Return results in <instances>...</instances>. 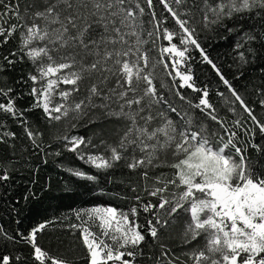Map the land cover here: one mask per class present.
Returning a JSON list of instances; mask_svg holds the SVG:
<instances>
[{
	"label": "snow or ice",
	"instance_id": "1",
	"mask_svg": "<svg viewBox=\"0 0 264 264\" xmlns=\"http://www.w3.org/2000/svg\"><path fill=\"white\" fill-rule=\"evenodd\" d=\"M246 21L255 23L245 27ZM17 33L18 47L3 55L0 76L6 83L4 73L18 63H27L30 70H21L15 81L21 91L0 87L6 100L0 102L5 117L0 120V144L17 138L7 126L10 118L23 128L33 150H42V134L32 130L38 126L25 115L29 112L38 111V119L48 125L71 120L74 129L96 126L87 137L64 135L55 141L98 171L114 170L123 161L129 173H138L145 182L141 191L155 198L137 194L128 209L95 205L75 210L80 223L67 227L79 230L86 264H264V144L256 142L257 129L264 141V122L233 83L250 77L255 93L264 97V0H28L23 10L20 0H0V48ZM202 33L219 41L231 39V80L210 57ZM157 41H167V46H159L158 60L150 59ZM150 42L152 49L146 48ZM193 52L199 54V63L210 66L230 98L219 91L217 95L226 104H238L250 126L239 116L229 125L219 115L208 85H197ZM161 64L172 83L161 81L159 88L175 89L188 108L178 109L158 90ZM181 90L199 95L193 99ZM24 97L31 103L17 107L16 101ZM258 104L264 109V98ZM228 112L235 114L236 109L229 107ZM202 117L222 131L210 130ZM113 124L114 131L108 128ZM241 131L247 139L238 146ZM108 136L115 140L109 142ZM249 147L257 159L248 155ZM161 168L174 171L150 176ZM66 171L78 179H97L76 168ZM10 175L0 169V186ZM131 191L138 192L135 186ZM141 212L145 224L139 222ZM182 214L187 219L175 246L178 253L161 242V234L173 229ZM97 222L99 235L86 226ZM50 223L41 222L26 234L0 225V246L27 245L31 264H74L38 243ZM24 260L19 254L0 253V264Z\"/></svg>",
	"mask_w": 264,
	"mask_h": 264
},
{
	"label": "trees",
	"instance_id": "2",
	"mask_svg": "<svg viewBox=\"0 0 264 264\" xmlns=\"http://www.w3.org/2000/svg\"><path fill=\"white\" fill-rule=\"evenodd\" d=\"M27 2L28 0H20L21 10H23ZM161 11L162 5H158L157 12ZM144 19L147 20L149 17L146 16ZM172 23L174 22L170 21L169 27H171ZM251 23H255V21L244 22L245 27ZM18 35L17 33L16 37L7 45L0 48V62H3V55L18 47ZM205 35L208 36L207 40L205 39ZM201 42L208 50L210 57L222 67L226 77L231 80L233 78V71L229 70L228 67L231 63V57L228 55L231 51V39L219 41L211 33H202ZM160 45L166 46L167 41H157V47L149 53L150 59H159L158 48ZM146 48L152 49V43L150 42L146 45ZM192 55L196 57L193 66L195 68L197 85L199 87H203L205 84L208 85L210 102L217 108L219 115L222 118H226L229 125L239 116L242 123L250 126L246 119V114L243 113L238 104H226L224 99L217 95V91H219L223 92L225 97L230 98V93L219 82L218 77L215 76L210 66L199 63V54L197 52H193ZM165 62H169L167 57H165ZM21 70L26 74L30 70V67L27 63H18L15 70L4 73L8 77L6 83L3 80V76H0V87L7 88L13 86L17 92L21 91L20 86L15 84V81L22 74ZM157 77L155 83L158 90L163 91L178 109L188 108L187 104L175 96V89L169 90V88H165L161 90L159 88L161 81H164L169 86L172 83L170 77L164 71L162 64L157 66ZM250 80V77H245L240 80H233V83L245 101L255 108L257 117L264 122V109H261L258 104L259 99L264 97H260L255 93ZM255 84L259 86V81H255ZM181 91L193 99L199 95L198 93H192L191 90ZM15 94L16 92L12 93V95ZM0 102L6 103V100L0 97ZM30 103V97H24L16 101L17 107L20 108H26ZM229 107L236 109L235 114L228 112ZM188 110L193 111L192 109ZM25 115L30 122L38 126L32 130H38L42 134L39 138L42 141V150H33L31 142L23 134V128L10 118L7 119L9 130L15 132L17 138L10 140L8 145L0 144V169H7L11 173L9 181L0 186V225L9 230L18 228L26 234L31 227L41 222L52 221L44 232L38 235L40 246L53 256H65L73 260L74 264H86V261L83 259L86 256V250L80 239L79 230L67 227L70 224L80 223L74 215L75 210L95 205H111L120 209H128L132 204L136 203L132 197L137 194H140L145 200L152 199L155 201V198L147 197L141 191L145 186V182L141 180L138 173H129L126 167H124L123 161L114 170L98 171L83 160L77 159L74 154L60 149L61 142L55 141V137L64 135L87 137L92 135V129L96 126L74 129L71 127V123H74V121L71 120H62L48 125L41 123V120L38 119L41 115L38 111L25 113ZM3 119L5 117L0 115V120ZM202 119L207 121L210 130L214 128L222 131L220 126L214 121L209 120L207 117H202ZM108 128L114 131V124L109 125ZM256 131V142L264 144V141L261 140L258 134V129ZM240 137L238 146H243L247 138L242 131L240 132ZM108 139L109 142H112L115 140V137L108 136ZM9 145L12 146L9 147ZM58 149L62 151V155L60 156L55 155ZM247 152L253 160L257 159L255 149L249 147ZM45 160H47V163H44ZM169 161L171 162V157H169ZM70 167L96 175L97 179L93 182L71 176L66 171ZM173 171L170 168H161L150 172V176H155L159 172L170 174ZM109 177L112 178L111 182H109ZM147 183L151 186L153 182L149 180ZM131 186H135L138 192H132ZM25 196H30V199L26 201L24 199ZM121 196L128 199H121ZM13 207L16 209L15 212L11 210ZM18 213L19 215H17ZM185 219L187 217L182 214L173 229L161 234V242L173 247L178 253L180 249L175 246L179 243V234ZM17 220L20 221L19 224L16 223ZM139 222L141 224L146 223L145 214L142 212ZM148 239L150 240L151 238ZM203 243V240L199 241L200 247H203ZM30 251V248L22 243H17L14 246H0V253L2 254H8L12 257L19 254L25 257L23 264H31ZM145 251L147 252L148 249L145 248ZM156 251L158 254V247ZM147 264H151V262H147Z\"/></svg>",
	"mask_w": 264,
	"mask_h": 264
},
{
	"label": "rangeland",
	"instance_id": "3",
	"mask_svg": "<svg viewBox=\"0 0 264 264\" xmlns=\"http://www.w3.org/2000/svg\"><path fill=\"white\" fill-rule=\"evenodd\" d=\"M60 87L61 88H66L67 86L61 85ZM71 136H74V135H71ZM97 225H98V222H97V224H92V225H88V226L90 227V230L94 231L95 233H97L99 235L100 234V229H99V227ZM109 264H111V262H109Z\"/></svg>",
	"mask_w": 264,
	"mask_h": 264
}]
</instances>
